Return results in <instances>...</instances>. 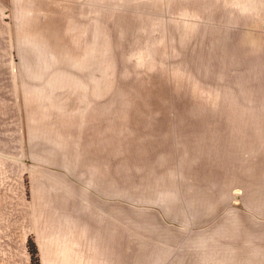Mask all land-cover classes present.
<instances>
[{
  "label": "rangeland",
  "instance_id": "1",
  "mask_svg": "<svg viewBox=\"0 0 264 264\" xmlns=\"http://www.w3.org/2000/svg\"><path fill=\"white\" fill-rule=\"evenodd\" d=\"M50 234L264 264V0H0V264Z\"/></svg>",
  "mask_w": 264,
  "mask_h": 264
},
{
  "label": "crops",
  "instance_id": "2",
  "mask_svg": "<svg viewBox=\"0 0 264 264\" xmlns=\"http://www.w3.org/2000/svg\"><path fill=\"white\" fill-rule=\"evenodd\" d=\"M49 239L47 240V242H40L39 240H36V247H37V253L40 257V264H43L42 261V257L45 256L46 254L48 255H52L53 257H55L57 255V251L60 252V248L61 250H66V247L60 243V239L57 238L56 235H49ZM67 239L69 241V252H77L80 251V253L83 252L84 250V234L82 233H70L67 236ZM59 241V243H57ZM45 254V255H43ZM47 256V255H46ZM82 256V254H81ZM81 264H83V260L80 259ZM69 264H78L77 262H75L74 258L71 260H69L68 262Z\"/></svg>",
  "mask_w": 264,
  "mask_h": 264
},
{
  "label": "trees",
  "instance_id": "3",
  "mask_svg": "<svg viewBox=\"0 0 264 264\" xmlns=\"http://www.w3.org/2000/svg\"><path fill=\"white\" fill-rule=\"evenodd\" d=\"M33 252V251H32ZM36 253H37V250H36Z\"/></svg>",
  "mask_w": 264,
  "mask_h": 264
}]
</instances>
